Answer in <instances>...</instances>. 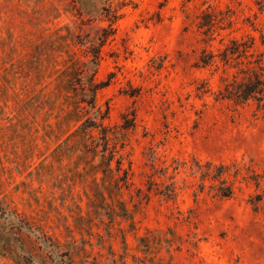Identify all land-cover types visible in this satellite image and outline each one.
<instances>
[{
  "label": "rangeland",
  "instance_id": "obj_1",
  "mask_svg": "<svg viewBox=\"0 0 264 264\" xmlns=\"http://www.w3.org/2000/svg\"><path fill=\"white\" fill-rule=\"evenodd\" d=\"M258 1L0 0V264H264V110L216 98Z\"/></svg>",
  "mask_w": 264,
  "mask_h": 264
},
{
  "label": "trees",
  "instance_id": "obj_2",
  "mask_svg": "<svg viewBox=\"0 0 264 264\" xmlns=\"http://www.w3.org/2000/svg\"><path fill=\"white\" fill-rule=\"evenodd\" d=\"M259 10L264 11V0H259L257 2ZM212 14L204 13L203 21L200 22V27L208 26L207 31L210 30V25L212 24ZM109 34H104V43ZM255 45V40L251 39L246 41H240L238 39H232L231 42L223 49L220 53V58L224 64H233V66H238L244 64L242 58H245V66L240 68L239 72L231 80H226L224 86L219 90L217 94V100H228L235 103V105H246L251 101L258 103V107L264 110V61L260 56H257L252 50ZM215 55L210 53H205L201 58L203 66L209 65L213 62ZM235 62V63H234ZM95 92V88L92 89ZM93 104L92 101H89ZM85 125V124H84ZM134 125V121L128 120L123 125L124 128H129ZM105 147L104 150H107ZM114 154L110 157L103 155V161L107 164L108 168L104 170V173L112 172L113 168L111 166L112 158ZM120 161H118V169H120ZM206 170H204L203 175L205 177H211L214 180L219 181V185L216 188V194L222 197H231L234 194L233 181H229L228 176L233 175L237 177L238 171H234L233 168L236 164H213L211 162L205 165ZM25 264H33L28 260ZM35 264V263H34ZM54 264V263H53Z\"/></svg>",
  "mask_w": 264,
  "mask_h": 264
}]
</instances>
